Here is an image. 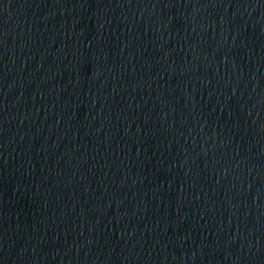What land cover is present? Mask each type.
<instances>
[{"label": "water", "instance_id": "obj_1", "mask_svg": "<svg viewBox=\"0 0 264 264\" xmlns=\"http://www.w3.org/2000/svg\"><path fill=\"white\" fill-rule=\"evenodd\" d=\"M0 264H264V0H0Z\"/></svg>", "mask_w": 264, "mask_h": 264}]
</instances>
